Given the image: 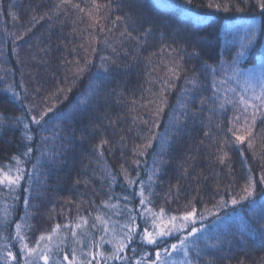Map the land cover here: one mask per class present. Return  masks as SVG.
Returning <instances> with one entry per match:
<instances>
[{"label":"trees","instance_id":"1","mask_svg":"<svg viewBox=\"0 0 264 264\" xmlns=\"http://www.w3.org/2000/svg\"><path fill=\"white\" fill-rule=\"evenodd\" d=\"M241 45L239 70L263 68L256 0H0V169L25 171L17 209L28 217L24 243L60 224L62 251L87 236L96 216L128 223V210L141 209L139 177L156 214L181 217L194 207L211 215L194 264H264V106L231 66ZM37 110L47 123L31 125L29 142L14 118ZM233 126L251 131L235 148ZM246 186L253 195L232 205ZM9 205L0 190V248L11 235L21 245L16 219L2 217ZM82 216L88 223L76 229Z\"/></svg>","mask_w":264,"mask_h":264},{"label":"snow or ice","instance_id":"2","mask_svg":"<svg viewBox=\"0 0 264 264\" xmlns=\"http://www.w3.org/2000/svg\"><path fill=\"white\" fill-rule=\"evenodd\" d=\"M192 0H188V3H191ZM214 5L212 3H209L207 7L212 8ZM256 6H258L261 10H264V0H256ZM215 8L217 10L221 9V4L217 3L215 4ZM224 11H228V7L223 8ZM248 40L247 44L250 45L255 37V29L254 27H250L247 32ZM242 51L236 53V57L232 61V67L235 69V74L244 77L245 79L249 78L250 74L247 72H241L238 68L239 60L240 58L245 54L247 50L246 45H241ZM193 55H196V53H193ZM219 58V57H218ZM210 71H214L212 69H209ZM80 72H83L84 69H80ZM71 89H69L70 91ZM257 100H260L261 105L264 106V92H262L261 96L256 97ZM210 102H215L210 98ZM221 108H223V105H220ZM29 112L32 111V109L28 110ZM38 111V110H37ZM48 111L50 112L51 109L49 108ZM47 112L45 113H39L37 115H32L30 117H24V118H14L16 123L22 124L24 129V136L27 141H31L33 139L31 133L33 131L31 125H36L40 128L44 127V124H42V121L44 123H47L45 120V116H47ZM186 117L190 114L185 112L183 113ZM237 123H239L240 118L237 116L235 117ZM27 120V122H25ZM252 122H255V114H253ZM145 124L148 123V121H144ZM247 123V121H245ZM183 126L182 124L180 125ZM241 129H235V126L229 127L228 131L232 134L234 139L232 140L231 147L235 148L237 145H244L245 141L247 140L248 136L251 135V131H248V135H240L237 134V131ZM154 136L147 137V143L142 145L143 148H149L151 147V142L154 140ZM107 141H102L100 147H103V144H106ZM26 150L21 154L24 158H28L29 155L32 153L33 149L30 146V144H27ZM248 147H251V144L249 143ZM239 150V149H237ZM102 154V153H101ZM141 156L144 155L143 152L140 153ZM227 157V153L225 152L224 156L221 157V162ZM17 164L19 165L22 163V161L17 158ZM139 160L136 161V167L139 168ZM158 174V169H153V175ZM25 181V171L22 167H17L14 174H9V171H5L3 169H0V190L6 189L9 192V195H14L15 190L21 185V182ZM260 181L264 182V174L260 176ZM133 184H135L138 188L139 192V207L141 209H146L147 204L150 203V201L146 202L144 197L145 193V184L143 179L139 178L136 181H132ZM255 183L252 182V189L254 190ZM246 195L242 196L240 199L232 198L231 204L232 205H239L241 203V200H247L250 196L253 195V191L248 190L247 186L245 188ZM124 201L128 200V196L121 197ZM119 203V201H117ZM226 203V202H225ZM23 204L25 205V208L28 207L29 201L28 199L23 200ZM116 205H112V207H115ZM129 216H128V223L123 225V229L121 230L124 233V238L122 240H114V239H106V236L108 235L110 229L108 227L109 220L105 219L101 216H96L95 219L97 221H100V223L103 225L102 231L104 235H101L99 237L98 241H94L90 243L88 246L87 252H82L81 257H76V249L73 248L71 250V255L73 259H69V254L66 252L64 253L62 260H55L53 261V264H107L108 261H119L120 264H132V261L127 257L126 250L128 249L129 243L134 240H139L141 243L151 246H158L156 250L154 251L155 259L152 261V264H169V257L172 255L173 252H176L177 250H183L184 254L187 256L188 249L186 246V241L189 237L195 236L197 233L201 231L199 228L196 216L197 212L196 209L193 207L190 211H185L179 219L184 222L185 227L188 226V224H191V227L186 235L183 234V229L177 228L174 224L175 221H177L178 217L175 215H172L170 220L168 221V224L172 225L171 227L162 226V224H158L156 222L155 214H153L152 217H146L143 216L142 213H137V215H140L141 218L144 220V225L142 229L137 232L135 229L137 228L136 224V215H133L132 209H129ZM163 209H161V213H163ZM121 213H117V215H120ZM88 223L87 217H80V223L75 224V228L79 229L83 225H86ZM20 224L16 225V237L21 242V254L24 256L25 264H36V260H43L44 264H49L50 256L47 253H40L37 255V249L39 247V243H37L36 248H29L26 243H24V237L20 234ZM66 228L72 229V225L68 224L65 225ZM61 228L60 224L55 225V229L58 231ZM151 229V230H150ZM113 232V235L115 236L116 232L115 229L111 230ZM72 237H76L77 233L75 230L71 231ZM177 236L178 243H168V239L172 236ZM51 236H45L41 235L39 237L40 241L44 240H51ZM77 243L79 244L80 241L77 240ZM111 244L113 245V248L111 252H105L104 251V245L105 244ZM95 249V251L93 250ZM133 253H135V249H132ZM7 258H10L12 261H16L18 264V257L17 255L13 254L12 251L7 252ZM31 258V260H29ZM135 264H141L139 260L135 261ZM172 264H175L173 261ZM181 264H192V261H186L181 262Z\"/></svg>","mask_w":264,"mask_h":264},{"label":"rangeland","instance_id":"3","mask_svg":"<svg viewBox=\"0 0 264 264\" xmlns=\"http://www.w3.org/2000/svg\"><path fill=\"white\" fill-rule=\"evenodd\" d=\"M118 23H119L120 30L117 32L121 31L122 34H125L124 28L122 29L121 22H118ZM120 36H122V35H120ZM92 58L93 57L91 56V59ZM247 73H249L251 75L246 80V82L249 80V84H248L249 96L252 99H256L257 96H261L262 92H264V83H263V81H264V66H263V68L259 67L257 71H251V72L249 71ZM148 104L150 107L151 104H154V102H151ZM19 190H20V186L15 190L14 195H9V192L6 189L2 190L4 203L8 202V203H10V205L8 208V212H6L4 207L1 206V212H2V217H8L9 220L12 217L14 219H16L15 220L16 225L20 224L21 225L20 230H22V228L25 227V220L26 219L28 220V217H26L25 209H24L23 215H20L17 212L18 205L20 202V195H18ZM25 195L27 196V193H25ZM130 209L134 210L132 214L136 215L137 228L135 229V231H137V232H139L144 225V220L141 218L140 215H137V213H142V215L146 216V217H152L153 214H155L156 222L158 224H162V226H166V227L172 226V225L168 224V221L170 220L171 217H167L164 214H156L153 210H150L147 208L146 209H140L138 211L135 210V208H133V207H131ZM26 210H27V208H26ZM68 211H69V209H68ZM210 216L211 215H206L203 218V216L197 214L196 221H197V224H198L199 228L201 229V231L199 233H197L195 236L189 237L188 240L186 241V246L188 249L187 256L184 254L183 250H177L176 252H173L172 255L168 258L169 264H172L173 261L175 262V264H181V262L192 261L190 258V254L196 248L195 245L197 244V242L202 240V234L206 229V226L208 223V217H210ZM17 218H18V220H17ZM48 219H50V217H48ZM76 223H80V222H76ZM125 224H127V223L120 222L118 225L116 222L109 221L108 227H109L110 231H109L108 235L106 236V239L122 240L124 238V233L121 230L123 229V225H125ZM174 224L177 228L183 229L184 235L187 234V232L189 231V229L191 227L190 223L188 224L187 227H185L184 222H182L179 219V217H178L177 221L174 222ZM102 228H103V225L99 221L97 224H94V226L91 228L92 230L89 231L87 236L79 237L80 238L79 244L76 241V243H74V246H72V248L70 245V247L67 248V250L62 248V251H60V249H58V246L60 244L59 239L61 238V235H60L61 232L59 231L60 229L58 231L55 229L53 232L51 231V232H47L45 234H42L45 236H51L52 239L40 241L38 238L37 243H39V247L37 249V255H39L42 252L47 253L50 256L49 264H53L54 259L55 260H62V257L64 255V253H66V252L69 254V259H73L72 255H71V250L73 248H75L76 249V257L80 258L82 252L88 251V246L90 245V243H92L94 241H98L99 237L101 235H104ZM112 229H115V232H116L115 236L113 235V232L111 231ZM93 232H96V234L93 235ZM167 242L168 243H178L177 236L174 235V236L170 237ZM37 243H35V245H30L27 242L26 244L29 248H36ZM2 244H3V247L0 248V264H17L16 261H12L10 258H7V252L9 250L12 251L13 254L17 255L18 264H25L24 256L21 254L22 245H20V243L16 242L13 235H11V240L6 237L2 241ZM157 247L158 246H151V245L143 244L139 240H134V241L129 243L128 249L126 250V255L132 261V264H135L136 260H139L141 262V264H152V261L155 259L154 251L156 250ZM112 248H113V245H111V244L106 243L104 245V251L106 253L111 252ZM132 249H135V253H133ZM93 250L95 251V249H93ZM29 260H31V258H29ZM36 264H44V262H43V260L37 259ZM65 264H66V262H65ZM107 264H120V262L119 261H108ZM192 264H194V263L192 262Z\"/></svg>","mask_w":264,"mask_h":264}]
</instances>
